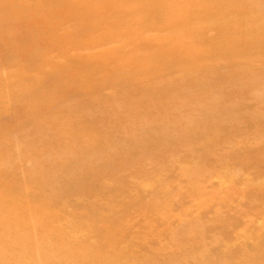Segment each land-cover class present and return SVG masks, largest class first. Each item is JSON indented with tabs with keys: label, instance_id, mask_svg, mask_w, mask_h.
Instances as JSON below:
<instances>
[{
	"label": "rangeland",
	"instance_id": "rangeland-1",
	"mask_svg": "<svg viewBox=\"0 0 264 264\" xmlns=\"http://www.w3.org/2000/svg\"><path fill=\"white\" fill-rule=\"evenodd\" d=\"M0 264H264V0H0Z\"/></svg>",
	"mask_w": 264,
	"mask_h": 264
},
{
	"label": "bare ground",
	"instance_id": "bare-ground-1",
	"mask_svg": "<svg viewBox=\"0 0 264 264\" xmlns=\"http://www.w3.org/2000/svg\"><path fill=\"white\" fill-rule=\"evenodd\" d=\"M120 13V12H119Z\"/></svg>",
	"mask_w": 264,
	"mask_h": 264
}]
</instances>
